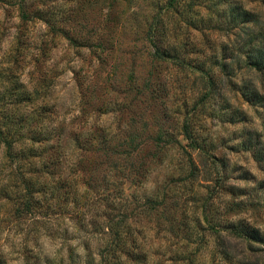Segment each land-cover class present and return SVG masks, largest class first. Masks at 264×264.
I'll use <instances>...</instances> for the list:
<instances>
[{"label":"rangeland","instance_id":"1","mask_svg":"<svg viewBox=\"0 0 264 264\" xmlns=\"http://www.w3.org/2000/svg\"><path fill=\"white\" fill-rule=\"evenodd\" d=\"M183 2L163 19L181 64L155 62L145 37L164 0H0V126L41 157L17 165L0 143V264H102L93 225L118 211L131 264H264V73L238 62L219 0Z\"/></svg>","mask_w":264,"mask_h":264},{"label":"trees","instance_id":"2","mask_svg":"<svg viewBox=\"0 0 264 264\" xmlns=\"http://www.w3.org/2000/svg\"><path fill=\"white\" fill-rule=\"evenodd\" d=\"M175 1L176 0H164L163 8L160 9L161 12L158 11V9L155 10V14L146 27L145 37L152 49V58L158 63H170L173 60V63L181 62V64H183V61H179L181 48H176L174 47L175 44L169 42L170 38L173 41V37L170 34L171 29L167 26L166 20H163L171 10V7L175 6ZM178 3L181 5L184 4L183 0H178ZM212 4L214 5L211 7H217L219 4L223 5L222 12L225 16L223 24L219 23V20H215V23L221 29L223 28L225 31H228L230 37H233L231 44L235 49V56L238 62L245 64L246 68L250 70L264 73V0H260L262 10L260 14L244 8L242 4L236 0H219V3L212 2ZM21 16L23 18L28 17L24 10H21ZM36 18L40 19V16H36ZM67 40L72 45L77 43L75 39L70 37L67 38ZM198 72L202 71L199 70ZM2 127L3 126H0V143L4 146L6 157H9L11 162H15L17 165L24 163L30 165V162L35 159L34 157L38 159L41 158L40 155L32 154L35 150L34 146L40 141L32 137L30 138L32 144L27 151H22L20 149L14 150L15 145L19 143L18 133L20 131L10 133L9 129L2 130ZM181 134L185 140L188 142L191 141V131L186 123L181 126ZM34 135L35 137H39L40 135L47 134L45 129L41 128V130ZM54 139L55 141H52V138H48L45 141H51L52 145L58 148V141L56 138ZM157 140L159 141L160 138L151 136L149 140L139 145V149L142 150L149 145V143L151 144ZM128 144L130 146L132 142L129 141ZM57 154L58 155L54 157L48 156V158H46V166H56L59 164L61 158L59 153ZM42 165L40 168H42ZM94 169L86 166L85 173L89 174L93 172ZM20 183L22 185L21 192L15 195V199L18 201L17 210H32L35 205L31 203V199L33 196V188L36 184L23 181L22 178L20 179ZM80 184L89 187V184L85 182H81ZM34 193H38V191L35 190ZM35 203L37 204V202ZM110 210L114 211V208L110 206ZM122 213L118 211V216L114 217L109 216V214L104 215L102 222L93 225V228H95L98 234L106 236L99 239L101 240L104 251L97 253L100 258L103 259L102 264H131L130 261H132V259H135V262L139 259L138 256L140 251H138L137 238L131 237L125 222H117ZM229 232L242 240H250L258 243L263 242V238L257 230L243 223L233 225L229 229Z\"/></svg>","mask_w":264,"mask_h":264}]
</instances>
